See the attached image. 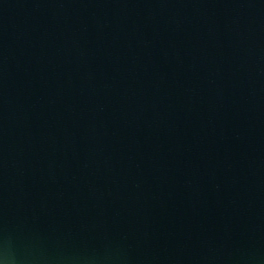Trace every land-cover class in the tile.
<instances>
[{
	"label": "water",
	"instance_id": "95a60500",
	"mask_svg": "<svg viewBox=\"0 0 264 264\" xmlns=\"http://www.w3.org/2000/svg\"><path fill=\"white\" fill-rule=\"evenodd\" d=\"M0 264H264V0H0Z\"/></svg>",
	"mask_w": 264,
	"mask_h": 264
}]
</instances>
